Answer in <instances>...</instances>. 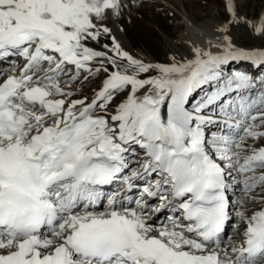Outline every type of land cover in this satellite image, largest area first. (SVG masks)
I'll list each match as a JSON object with an SVG mask.
<instances>
[{"label": "snow or ice", "instance_id": "1", "mask_svg": "<svg viewBox=\"0 0 264 264\" xmlns=\"http://www.w3.org/2000/svg\"><path fill=\"white\" fill-rule=\"evenodd\" d=\"M121 7L0 0V264H264V208H244L264 187V73L228 70L264 66V51L225 34L216 52L145 62L102 23ZM81 76L100 87L73 98Z\"/></svg>", "mask_w": 264, "mask_h": 264}, {"label": "rangeland", "instance_id": "2", "mask_svg": "<svg viewBox=\"0 0 264 264\" xmlns=\"http://www.w3.org/2000/svg\"><path fill=\"white\" fill-rule=\"evenodd\" d=\"M234 2L237 3V13L245 19V23L242 21L228 23L230 16L223 0H183L185 8L196 23L209 20L217 29L221 25H227L228 32L219 33L222 36L229 35L236 48L246 52L264 51V35H257L254 31V26L264 20V0H234ZM120 3L122 5L120 15L115 18L123 27L133 48L140 49L145 54L146 59L144 58L143 61L169 63L172 57H176L179 61L191 54L187 46L177 42L179 34L185 29L178 15L172 14L160 3L149 4L142 0H120ZM110 21L106 17L102 23L109 26ZM98 42L103 46L110 44L111 40L109 36L101 35ZM229 67L255 75L264 73V66L257 68L251 60L233 61ZM82 80L83 76L73 83L72 90L76 91V96L73 98H79L81 94L91 97L100 87L98 77L89 79L83 83V87H79ZM120 99L121 97L118 96L116 102L118 103ZM247 143L253 142L249 140ZM262 143L264 140L256 142L255 146L258 147ZM261 171L264 170L258 169L257 174ZM256 190L258 192L248 194L255 199L244 204L247 215L264 208V187ZM242 229L243 225L239 228L232 226V232L228 235L225 246H229L232 241H239L242 237Z\"/></svg>", "mask_w": 264, "mask_h": 264}, {"label": "bare ground", "instance_id": "3", "mask_svg": "<svg viewBox=\"0 0 264 264\" xmlns=\"http://www.w3.org/2000/svg\"><path fill=\"white\" fill-rule=\"evenodd\" d=\"M142 1L149 3V4L150 3H160L166 10L180 17L185 29L179 34L177 42L187 46L189 50L191 46H198L205 50H210L213 52L217 51V49L211 48L209 44V42L213 44L218 42V39L222 37V35H220V33L217 31V27L213 26L209 22V20H202L200 21V23H196L194 19L191 18L188 10L185 8L183 4V0H160V1L159 0H142ZM223 2L225 4V0H223ZM234 5H235L236 16L238 18H241L240 21L245 23V19L240 17L239 14L237 13V10H236L237 3L234 2ZM108 18L111 20L110 25L108 27L111 28L113 32L117 35L118 39L122 43L123 48L135 58H138L141 60H143L144 58L146 59L145 54L140 49L133 48V45L130 43V40L127 38L123 27H121V25L117 22L115 16H110ZM92 46L97 49H103V46L99 42L98 43L93 42ZM190 55L186 56V58L190 57ZM228 192L236 195L235 191L231 188L228 189ZM241 195L245 196V194H241ZM157 220L155 221L156 223H157Z\"/></svg>", "mask_w": 264, "mask_h": 264}]
</instances>
